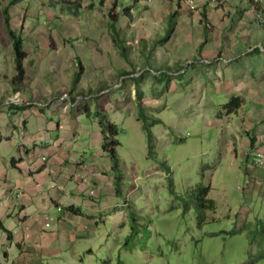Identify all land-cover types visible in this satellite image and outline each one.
<instances>
[{
    "label": "rangeland",
    "instance_id": "1",
    "mask_svg": "<svg viewBox=\"0 0 264 264\" xmlns=\"http://www.w3.org/2000/svg\"><path fill=\"white\" fill-rule=\"evenodd\" d=\"M83 1L0 0V164H6L9 181L13 172L16 180L20 178L14 167L22 153L24 158H33V153L23 152L22 138L38 133L36 115L47 111L56 115L57 107L46 106L54 98L53 92L48 91L58 90L60 95L64 90H85L78 94L90 99L81 104L90 106L101 100L98 111L105 112L108 121L115 120L120 126V164L111 175L117 178L116 210L121 209L103 224L104 236L96 250L101 260L98 264H240L259 246L250 242L251 228H241L233 218L248 214L246 206L251 196L237 199L233 191L236 196L237 190L243 192V187L238 189L245 179L243 161L236 160L235 153L240 149L241 157L246 158L243 150L250 145L249 140L245 143L247 134L257 136L258 149L264 150V0L260 5L252 0H216V4L195 0L198 6L194 11L181 6L175 28L170 16L180 11L177 0H120L116 8L120 18L116 23L109 14L115 0ZM222 4L226 10H220ZM4 11L10 12L12 30L14 24L20 32L19 24L25 23L23 31L28 36L23 62L33 75L24 79L18 91L27 101L36 91L37 99L43 98L36 101L40 103L25 106L14 102L20 94L13 89L14 84H19L15 79L19 70L14 48L9 46L10 36L4 30ZM257 14L262 17L257 18ZM205 17L212 22L208 34ZM31 44L38 45L37 54ZM153 48L156 51H151ZM37 56L40 70L36 68ZM154 77H164L168 83L160 84ZM75 79L79 81L76 83ZM105 90L111 91L104 94ZM50 96L53 98L42 108L37 106ZM60 96L63 105L67 97ZM94 96L97 98L93 99ZM233 96H240L244 105L222 119L215 106L227 103ZM60 111L67 116L68 102ZM89 111L91 117L79 122H100L105 137L103 116L96 114L94 106ZM145 112L156 119L145 117ZM54 122L58 125L61 121L55 117ZM145 125L153 127V155ZM51 134L46 142L55 146L59 132ZM106 135H110L109 131ZM84 138L81 134L75 138L83 144H74V151L90 158L91 135ZM103 143L104 139L102 149ZM46 151L45 155L53 152ZM74 151L71 156L76 162ZM42 152L37 149V158ZM109 159L105 161L108 168L112 167L110 156ZM245 161L249 164L247 173L261 182L254 184L259 188L264 183V171L255 169L250 159ZM101 170L98 167L94 176L98 177ZM210 180V197L216 201L217 209L208 211L212 222L201 230L196 218L191 219L190 215L196 213L199 185ZM124 203L129 206L123 209ZM243 204L246 209L242 210ZM258 208L264 210V204L260 203ZM221 219L228 231L235 229L237 234H209L222 226L216 222ZM252 219L251 212L249 220ZM5 221L9 226L12 223ZM234 224L239 225L234 228ZM88 228L92 226L88 225L87 233ZM29 233L33 235L32 230ZM0 234L8 235L1 231ZM15 236L28 247L31 239L24 235L18 238L16 233ZM93 238L90 234L89 239ZM43 239L50 241L49 237ZM84 243L83 237L77 238L75 254ZM57 254L46 251L33 260L25 251L24 259L28 263L49 264L47 259ZM71 255L72 252L66 264L72 263Z\"/></svg>",
    "mask_w": 264,
    "mask_h": 264
},
{
    "label": "crops",
    "instance_id": "2",
    "mask_svg": "<svg viewBox=\"0 0 264 264\" xmlns=\"http://www.w3.org/2000/svg\"><path fill=\"white\" fill-rule=\"evenodd\" d=\"M42 7L45 8V4H43ZM175 12H182L181 8L180 11L177 10ZM12 22L11 20V27ZM13 27L15 29L14 31L18 32L14 24ZM24 27L25 23H20V32L18 33L24 36L26 35L24 39H27L28 36L26 31H23ZM8 42H10L9 46H11L12 41L9 38ZM36 44L35 47H33L34 44L33 46L31 44V47L37 54L36 48L38 45ZM42 51H45V49H42ZM38 60L39 57L37 58L38 64L36 68L40 70L42 67ZM26 74L29 77L33 75L29 73L28 70H26ZM45 75L44 77L46 78ZM16 91L18 92V90ZM64 91L61 94L66 95L68 104H70V100L73 103L68 105L67 116H62V113H60V109H62L67 102L62 105L64 101L60 100L61 94L59 95L58 90H49V93L53 92L51 95H53L54 98L50 96L48 101L44 100V102L37 105L39 108H42V105H45L53 98L50 104L46 106H48L49 109H53L54 106L57 107L55 110L56 115L50 114L48 111L47 113L41 112V114L36 115L35 118H38L39 129L36 128L35 131H38V133L33 134V136L27 135L24 139L21 137L22 144H24L23 152H25V154L33 153V158L30 159L26 157V159L22 153L21 160L15 163L14 168L19 171V180L14 178L15 172H13L11 174V177H13L12 181H9L10 173L7 170L6 164H0V226L4 225L9 230H13L18 238L24 235L26 237L25 239H31L26 252L31 254L29 257L33 260L35 257H38L40 253L43 254L46 251L57 252V255L50 257L54 258L52 261H50V258L47 259L48 263L54 260L58 262L62 258L68 262V256L73 251V246L77 243V238L83 237L86 241L88 235L93 233V231H88V233L85 232L88 225H93L91 222L74 215L62 216L58 212V206L81 207L86 210L88 214H97L100 211L109 212L118 206L117 198L119 196L118 190L115 189L117 178L111 175L115 169L113 166L108 168V164L105 161L109 159V155L105 153L100 146L102 139H104L100 122H95L96 124L79 122L82 119L87 121L89 117H91V112L89 111L87 113V111L89 109L92 110V106L96 107V111L100 110L99 104H102L99 102L101 100H98L94 105L92 103L90 106H84L81 102L83 100H89L90 98L80 97L78 92H85V90H76L75 93L69 90L64 93ZM110 91L105 90L104 94ZM37 95L36 91L33 92L31 95L32 99L29 101L25 100L23 96L21 98L24 100L25 106H29L40 103V101L36 102L39 99H41V101L43 100V98L40 97L37 99ZM97 96L99 97V95ZM74 98H76V100H74ZM92 98L95 99L97 97L94 96ZM1 106H3V104ZM32 108L34 110L35 106ZM55 117L61 121L58 125L54 122ZM81 124L84 125V131L80 128ZM32 126L33 128L36 127L35 122ZM56 131L59 132V136L57 141L54 142L55 146H53V143L46 142V138ZM27 134H29V131ZM80 134L83 135V138L91 135L89 143L91 144L92 141L93 151L90 158H86L78 150L74 151V144H78L79 146L83 144L75 140ZM68 137H71V139L68 140ZM96 137L97 139H94ZM42 138H44L45 141H41ZM84 140L86 139L84 138ZM246 142L247 140L245 143ZM32 146H34V149H32ZM90 147L91 146L88 148ZM37 149L44 151L40 153L38 158ZM50 149H52L53 152H49L50 155H45L47 153L46 150ZM73 151L74 157L77 156L76 162L72 160L71 153ZM98 167L102 170L98 172V177H95ZM53 183L56 184L54 188L52 187ZM92 191H95L94 197L90 195ZM94 205L97 207H94ZM6 219L12 221L11 225L13 228H10L11 225H7ZM48 224L49 226H47ZM31 230L33 231V235L29 233ZM1 232L3 231L1 230ZM44 237H49L50 241L46 243L43 239ZM71 237L74 239L71 240ZM7 240L5 234H3V236L0 234L1 251H4V248L7 247ZM41 247H45L43 252H40ZM36 248H38L39 251ZM12 252L14 255L10 253L9 256L10 262L13 264H33V262H26L24 259L25 252L21 256H17L18 252L14 248ZM34 252H37L36 255ZM4 257H7V255L2 256V254H0V260ZM74 262V259H72V263Z\"/></svg>",
    "mask_w": 264,
    "mask_h": 264
},
{
    "label": "trees",
    "instance_id": "3",
    "mask_svg": "<svg viewBox=\"0 0 264 264\" xmlns=\"http://www.w3.org/2000/svg\"><path fill=\"white\" fill-rule=\"evenodd\" d=\"M252 1H253V3L255 2L259 5L262 2V0H252ZM183 2H184V0H177V3L179 4L180 8H181ZM102 3H104V1ZM118 3L120 4V0H115V3H114L115 7H112L110 9V13H109L112 20L115 23H116V21L118 22V20L120 18V16L116 12L117 11L116 8L118 7ZM116 4H117V6H116ZM221 9H222V11H223V9L226 10V7L224 6V4L221 5L220 10ZM128 10H129V8L125 9L126 12H128ZM4 16H5V26H6L8 33L12 39V42H13L15 55L17 57L16 61L18 63L17 68L19 70V74L15 78L16 81L19 82V84H14L13 89L19 90L20 86L22 85V82L27 77L26 69L24 67V62H23L24 59L27 57V53L23 49V46L25 44V39L21 33H18L16 31L12 30L8 11L4 12ZM177 16H178V12H175V15L170 16V23L172 24V27H174V28L177 24L176 18H175ZM204 16H205V13H204ZM261 17H262V15L260 16V14H257V18L260 19ZM204 22H205L204 23L205 33L208 31L207 32V34H208L209 29H210V25H211L210 23H212V22L207 21L206 17H205ZM261 23L263 24L264 20L261 21ZM116 27H117V24H115V28H114L115 31H116ZM171 33H172V29H171ZM260 49H261L260 47H257L256 51L260 52L261 51ZM151 51H156V50H154V48H153V49H151ZM154 78L160 84L168 83V82H165L164 77H162V78L154 77ZM134 79L137 80L136 78H134ZM75 82H76V79H75ZM169 82H171V81H169ZM72 96H73V94H72ZM141 96H142V92H140V99H139V105L140 106H141ZM74 100H76V98H74ZM2 104H3V102L0 101V106ZM243 105H244V100L240 96H233L232 98H230L228 100L227 103H225L223 105L218 104L215 107H216V110H218V112H219L218 116L221 117L222 119H224V118H227V116L232 115L238 109L242 108ZM145 109L146 108L143 109V112L145 111ZM96 114L102 115L104 118V119H102V121L106 122V124H104V126H103V127H105V137H104V143H103V150L105 151V153H108L109 156L111 157L112 163H113V168L117 169L119 167V164H120V158H119L120 155H119V149H118V147L120 146V140L118 139V134L120 133V126L117 124H110V122L107 120L108 118H107V114L105 112L97 111ZM97 115H95V116H97ZM146 116H153L155 118L154 115L146 114V112H145V117ZM152 128L149 127V125H147V126L145 125V130H146L147 136L149 138L148 142H149V147H150V155H153L154 150H155V143H154L155 136H154ZM107 131H109V134H110L109 136L106 135ZM247 135H248L247 136L248 140L251 142L252 148L257 147V143H258L257 136H255L253 134H247ZM236 155L238 156L239 152H237ZM211 190H212V181L211 180L209 182H205V183L199 185L197 192H196L197 194L195 196L196 202H197L196 213L190 215L191 219L194 217L196 218L197 226L201 230L204 229L205 226L208 223H210V221H211L210 220L211 218L208 215V211H214L215 209H217L216 201L210 197ZM246 193L252 195L251 202L246 206L248 209V214H246L244 217L242 215L237 214L233 218L235 219L236 223L241 224V228L242 227L244 229L251 228V230L249 231L250 242L252 243V246H253V244H258L259 246L255 250L250 251L251 250L250 249L249 250L250 252L248 254V258L245 259L244 261L240 262V264H264V210L260 211V209L258 208L260 203L264 204V196H261L260 194H258L257 198H254V194L256 192L253 189L247 190ZM246 207H244V205H243L242 210L246 209ZM190 208H191L190 205L187 206V211H189ZM65 209L69 212H74L77 215H80V216L83 215V209L81 207L69 206ZM251 212L253 213V219L249 220V218L251 216ZM133 216L134 215L131 214V217H133ZM84 217L87 219H92V217L88 216V215H84ZM107 218L108 217L105 214H102L97 218L98 219V221H97L98 231H101V229H104L103 224H105L107 222L106 221ZM216 222L218 224H222V226L220 228H218L216 231L210 232L209 234L217 235V234L224 233V234H228L231 236H234L235 234H237L235 229H233L232 231H228V225L226 224V222H224V219L218 220ZM230 223H231L230 218H228V224H230ZM239 224H234L235 225L234 228L236 226H238ZM0 227L4 228L3 226H0ZM238 232H240V231H238ZM94 243H96V240ZM94 243H91L90 246L86 247L87 249L81 253L79 260H78V264H98V262L101 261L99 258V252L97 253V251H96L100 247L101 244L97 243L95 247L91 248V246ZM80 251H81V249L79 251H77V253H80ZM74 254L75 253L73 252V255ZM50 259H51L50 261H52L54 258H50ZM51 263H53V264H66L67 261L62 258L58 262H56L55 260L53 262H49V264H51ZM0 264H3V263H0Z\"/></svg>",
    "mask_w": 264,
    "mask_h": 264
},
{
    "label": "clouds",
    "instance_id": "4",
    "mask_svg": "<svg viewBox=\"0 0 264 264\" xmlns=\"http://www.w3.org/2000/svg\"><path fill=\"white\" fill-rule=\"evenodd\" d=\"M81 1H83V0H81ZM90 1V0H89ZM175 1V0H174ZM210 2H211V0H209ZM84 2V1H83ZM184 2H185V0H184ZM184 2H183V4H182V6L183 5H185L184 4ZM78 3H80V6H81V2H78ZM147 3H148V1H147ZM186 6V5H185ZM82 7V6H81ZM187 7V6H186ZM10 11V10H9ZM9 13V12H8ZM11 23V22H10ZM4 26H5V21H4ZM7 32H8V30H7V28H6V26H5V28H4ZM9 34V33H8ZM10 36V35H9ZM3 40V39H2ZM10 40L12 41V39H11V37H10ZM12 46H13V42H12ZM13 48H14V46H13ZM14 55H15V51H14ZM84 71V70H83ZM77 83V82H76ZM20 94H18L17 96H15L14 97V102H18V103H20V104H24V100H22V94H21V92L20 91H18ZM73 97V96H72ZM11 99V98H10ZM66 101H67V99H65ZM22 101H23V103H22ZM26 103V102H25ZM17 105V106H22V105ZM70 104H73L72 103V101L70 100ZM70 104H68V105H70ZM25 105V104H24ZM14 106H16V105H14ZM109 120V119H108ZM110 123H112V122H114V124H116V122L115 121H109ZM118 125V124H117ZM245 140H247L248 141V138L246 137L245 138ZM258 146H259V144L257 143V147H255V148H252V146H251V142H250V145H246V147H247V150L245 151V149L243 150L245 153H246V158H248V159H250V161H251V163H252V166L255 168V169H258V170H262V171H264V164H262L261 166H258V164H257V154H256V152L258 151V150H262V149H258ZM237 152H239V155L237 156L236 154H237ZM236 153H235V157H236V160L238 159V158H241L242 159V165H241V169L242 170H244L245 171V179H244V182L243 183H241V184H239L238 185V189H240L241 187H243V192L242 193H240L239 192V190H237L238 192H237V196H236V191L234 190L233 191V194H235V198H242L243 196H247V195H250L251 196V199H252V195L251 194H247L246 192H247V190H250V189H253L256 193L254 194V197L256 198L257 196H258V194H260L261 196H264V184H262L259 188H257V187H255L254 186V184H255V182L257 183V184H261V182L260 181H256V179L254 178V177H252V176H250V174H248L247 173V166L249 165V164H247V162L245 161V159L244 158H242L241 156H242V152H240V149H239V151H237ZM243 164H244V166H243ZM112 166H113V163H112ZM52 187L54 188V187H56V184L55 183H53L52 184ZM92 197H94L95 196V191H92L91 192V194H90ZM250 202H251V200H250ZM249 202V203H250ZM244 205V204H243ZM127 206H128V204L127 203H124V206L122 207L123 209L124 208H127ZM69 207V206H68ZM76 207V206H75ZM117 207V206H116ZM116 207L115 208H113V210H111V211H109V212H99V213H91V214H88V213H86V210H84L83 209V215L82 216H80V215H77L76 213H74V212H69V211H67L65 208H67L66 206H58V212L62 215V216H67V215H74V216H76V217H79V218H83V219H85V220H87L88 222H91L93 225H91L92 226V228L91 229H89L88 228V230L89 231H93V233H92V235H93V239H89V236H90V234L88 235V238H87V240L85 241V243L81 246V251H80V253H77V254H74L73 255V252L74 251H72V255H71V257L72 256H74V263L75 264H78V260H79V257H80V255H81V253L84 251V250H86L87 248L86 247H89L90 246V244L91 243H94L95 242V240H96V243H94L92 246H91V248H93V247H95L96 246V244L97 243H100L101 244V242H102V237L104 236V229H101V231H98V225H97V221H98V217L100 216V215H102V214H105L108 218L106 219V221L108 222V220L109 219H111V218H113V216H117L118 215V210L119 209H121L120 207H118L117 208V210H116ZM245 207V206H244ZM124 211V210H123ZM84 215H88V216H91L92 217V219H87V218H85L84 217ZM47 226H49V224L47 225ZM3 227L4 228H1L0 227V231L2 230L4 233H7L8 235H6V238L8 239L7 240V247H5L4 248V251L2 250H0V254H2V256L4 255H7V257H4L3 259H1L0 260V263H3V264H13L12 262H10V256H9V254L11 253V254H13V252H12V249L14 248L17 252H18V255L17 256H21V255H23V253L27 250V244H26V242L25 241H22V242H19V241H17L16 240V236H15V232L12 230H9L6 226H4L3 225ZM88 227V226H87ZM76 245L77 244H75L74 245V247H76ZM80 249H76L77 251H79ZM75 253V252H74ZM14 255V254H13ZM74 263H72V264H74Z\"/></svg>",
    "mask_w": 264,
    "mask_h": 264
},
{
    "label": "built area",
    "instance_id": "5",
    "mask_svg": "<svg viewBox=\"0 0 264 264\" xmlns=\"http://www.w3.org/2000/svg\"><path fill=\"white\" fill-rule=\"evenodd\" d=\"M211 2L212 3L214 2L213 4H216V0H211ZM184 4L187 7H189L191 9V11L196 10L197 6H198V4L195 0H185ZM256 154H257V161L256 162H257L258 166H261L262 164H264V150H258L256 152Z\"/></svg>",
    "mask_w": 264,
    "mask_h": 264
}]
</instances>
